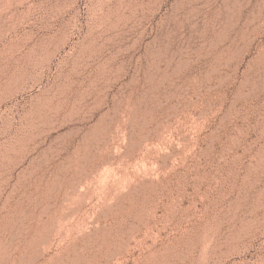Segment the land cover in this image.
<instances>
[{
  "label": "rangeland",
  "instance_id": "374dc122",
  "mask_svg": "<svg viewBox=\"0 0 264 264\" xmlns=\"http://www.w3.org/2000/svg\"><path fill=\"white\" fill-rule=\"evenodd\" d=\"M0 264H264V0H0Z\"/></svg>",
  "mask_w": 264,
  "mask_h": 264
}]
</instances>
